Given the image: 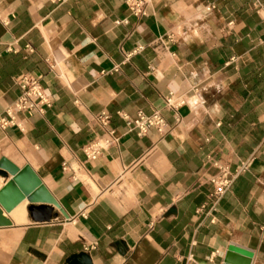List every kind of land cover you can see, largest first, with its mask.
Returning a JSON list of instances; mask_svg holds the SVG:
<instances>
[{
  "label": "crops",
  "instance_id": "crops-1",
  "mask_svg": "<svg viewBox=\"0 0 264 264\" xmlns=\"http://www.w3.org/2000/svg\"><path fill=\"white\" fill-rule=\"evenodd\" d=\"M143 1L137 17L127 0H0V119L21 76L52 102L0 126V160L30 166L60 205L0 227V264H223L232 245L264 264V0ZM139 111L166 131H130L118 113ZM215 164L233 179L217 203Z\"/></svg>",
  "mask_w": 264,
  "mask_h": 264
},
{
  "label": "built area",
  "instance_id": "built-area-1",
  "mask_svg": "<svg viewBox=\"0 0 264 264\" xmlns=\"http://www.w3.org/2000/svg\"><path fill=\"white\" fill-rule=\"evenodd\" d=\"M55 1L61 2L62 0ZM127 4L133 15L137 17H144L147 15L143 0H127ZM142 50L143 47L138 46V48H136L134 52L130 53L129 56H132L134 53ZM114 71H118V66L114 68ZM16 81L18 82V86L21 89V94L17 98L13 108H9L7 110V118L0 119V126L2 128L19 125L16 117L13 114L15 110L33 115L37 112L44 113L45 110L50 108L52 105V102L46 95L39 78H28L21 76L16 78ZM166 103L167 106L171 108H178L184 104V101H175L173 95L171 94ZM118 114L127 123L130 131H135L140 137L147 135L151 129H156L160 134H163L167 129L166 121L160 112H155L153 115L147 116L142 111H139L135 118H130L124 112H119ZM97 120L102 126H108L110 123V116L106 113H102L97 117ZM109 136L110 137L108 138L102 139L104 140L106 147L110 146L113 142V131L109 132ZM102 150L103 146L101 145L100 140H97L88 144L84 152L88 159L96 160L101 154ZM215 166L218 168L219 173L213 176L210 182L214 187L213 194L217 203L231 187L233 179L231 176V169L228 165L219 166L215 164ZM247 169V164L242 163L237 172L241 173ZM204 207L205 206H202L199 211L204 209Z\"/></svg>",
  "mask_w": 264,
  "mask_h": 264
},
{
  "label": "water",
  "instance_id": "water-1",
  "mask_svg": "<svg viewBox=\"0 0 264 264\" xmlns=\"http://www.w3.org/2000/svg\"><path fill=\"white\" fill-rule=\"evenodd\" d=\"M0 176L7 180L5 186L0 189V227L12 226L13 222L16 225L27 224L28 213L34 221L48 222L52 219L54 208H60L30 166L19 168L8 159L2 158ZM36 203L41 205L35 206ZM40 209H43L42 217L32 215V212ZM5 212L9 217L5 216ZM252 257L251 252L232 245L228 248L223 264H251ZM67 264H92V261L87 254L81 253L69 258Z\"/></svg>",
  "mask_w": 264,
  "mask_h": 264
},
{
  "label": "bare ground",
  "instance_id": "bare-ground-1",
  "mask_svg": "<svg viewBox=\"0 0 264 264\" xmlns=\"http://www.w3.org/2000/svg\"><path fill=\"white\" fill-rule=\"evenodd\" d=\"M101 145L103 146V149L106 148L105 142L104 140H100ZM32 215L35 217H42L44 215V213L42 211H36L35 213L32 212Z\"/></svg>",
  "mask_w": 264,
  "mask_h": 264
},
{
  "label": "rangeland",
  "instance_id": "rangeland-1",
  "mask_svg": "<svg viewBox=\"0 0 264 264\" xmlns=\"http://www.w3.org/2000/svg\"><path fill=\"white\" fill-rule=\"evenodd\" d=\"M43 209H40V211H42ZM48 212H49V210H48Z\"/></svg>",
  "mask_w": 264,
  "mask_h": 264
}]
</instances>
